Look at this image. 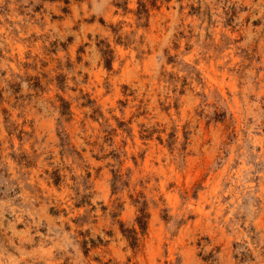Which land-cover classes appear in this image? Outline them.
I'll return each instance as SVG.
<instances>
[{
    "label": "rangeland",
    "instance_id": "rangeland-1",
    "mask_svg": "<svg viewBox=\"0 0 264 264\" xmlns=\"http://www.w3.org/2000/svg\"><path fill=\"white\" fill-rule=\"evenodd\" d=\"M0 264H264V0H0Z\"/></svg>",
    "mask_w": 264,
    "mask_h": 264
}]
</instances>
